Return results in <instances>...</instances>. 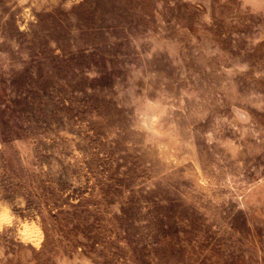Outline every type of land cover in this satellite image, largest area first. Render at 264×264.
<instances>
[{"label": "rangeland", "instance_id": "rangeland-1", "mask_svg": "<svg viewBox=\"0 0 264 264\" xmlns=\"http://www.w3.org/2000/svg\"><path fill=\"white\" fill-rule=\"evenodd\" d=\"M0 264H264V0H0Z\"/></svg>", "mask_w": 264, "mask_h": 264}]
</instances>
